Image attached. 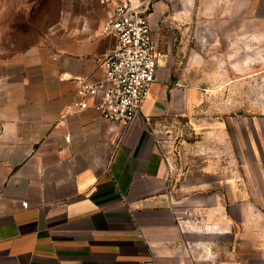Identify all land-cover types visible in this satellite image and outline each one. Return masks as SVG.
<instances>
[{
  "label": "crops",
  "instance_id": "obj_1",
  "mask_svg": "<svg viewBox=\"0 0 264 264\" xmlns=\"http://www.w3.org/2000/svg\"><path fill=\"white\" fill-rule=\"evenodd\" d=\"M107 16L99 0H63L42 43L0 62V264H264V210L240 204L264 208L261 123L245 128L241 178L215 165L177 185L161 150L156 127L200 101L179 67L181 19L150 16L164 57L141 116L67 114L79 82L105 76Z\"/></svg>",
  "mask_w": 264,
  "mask_h": 264
},
{
  "label": "rangeland",
  "instance_id": "obj_2",
  "mask_svg": "<svg viewBox=\"0 0 264 264\" xmlns=\"http://www.w3.org/2000/svg\"><path fill=\"white\" fill-rule=\"evenodd\" d=\"M62 2L0 0V62L42 43ZM145 7L153 26L159 15L186 24L172 31L185 37L179 67L188 66L200 98L191 117H168L155 130L173 181L179 185L215 165L241 178L250 157L245 128L261 123L264 129V0H148ZM240 204L264 210L254 199Z\"/></svg>",
  "mask_w": 264,
  "mask_h": 264
},
{
  "label": "built area",
  "instance_id": "obj_3",
  "mask_svg": "<svg viewBox=\"0 0 264 264\" xmlns=\"http://www.w3.org/2000/svg\"><path fill=\"white\" fill-rule=\"evenodd\" d=\"M108 16L102 35L112 37L115 46L103 60L102 80H81L77 100L67 114L92 110L97 118L111 124H129L143 114L145 102L157 82L164 57L153 38L146 3L135 0H99ZM27 208L28 203H23Z\"/></svg>",
  "mask_w": 264,
  "mask_h": 264
},
{
  "label": "water",
  "instance_id": "obj_4",
  "mask_svg": "<svg viewBox=\"0 0 264 264\" xmlns=\"http://www.w3.org/2000/svg\"><path fill=\"white\" fill-rule=\"evenodd\" d=\"M135 1H137L138 3H146V2H148V0H135Z\"/></svg>",
  "mask_w": 264,
  "mask_h": 264
}]
</instances>
